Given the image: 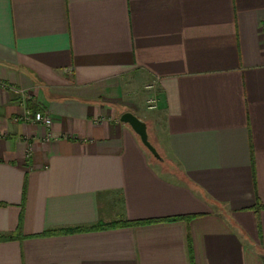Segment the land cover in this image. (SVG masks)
Masks as SVG:
<instances>
[{"label": "crops", "instance_id": "0c3cea01", "mask_svg": "<svg viewBox=\"0 0 264 264\" xmlns=\"http://www.w3.org/2000/svg\"><path fill=\"white\" fill-rule=\"evenodd\" d=\"M259 205L264 0H0V264H264Z\"/></svg>", "mask_w": 264, "mask_h": 264}, {"label": "water", "instance_id": "95a60500", "mask_svg": "<svg viewBox=\"0 0 264 264\" xmlns=\"http://www.w3.org/2000/svg\"><path fill=\"white\" fill-rule=\"evenodd\" d=\"M121 122L129 125L132 128V130L139 136L143 146L151 153V155L156 160L160 162L165 161L157 148L151 143L149 138L148 126L145 121L131 112H126L121 116Z\"/></svg>", "mask_w": 264, "mask_h": 264}, {"label": "built area", "instance_id": "2783aa9c", "mask_svg": "<svg viewBox=\"0 0 264 264\" xmlns=\"http://www.w3.org/2000/svg\"><path fill=\"white\" fill-rule=\"evenodd\" d=\"M13 91L16 92V93H20L23 97H25V93L23 91L22 92H20V91L18 92V91H15V90H13ZM156 107H157V101H156V99H151L148 102V108L149 109H153V108L155 109ZM28 114L29 113H27L26 116H25L27 119H29ZM35 122L36 123H40V124L44 125L47 128H50L52 126V119H51V117L46 116L43 113H37L35 115Z\"/></svg>", "mask_w": 264, "mask_h": 264}, {"label": "trees", "instance_id": "16d2710c", "mask_svg": "<svg viewBox=\"0 0 264 264\" xmlns=\"http://www.w3.org/2000/svg\"><path fill=\"white\" fill-rule=\"evenodd\" d=\"M262 209H264V206L263 205H259L258 207H257V213L260 211V210H262ZM153 222H160V221H153ZM3 239H5V238H3Z\"/></svg>", "mask_w": 264, "mask_h": 264}, {"label": "rangeland", "instance_id": "374dc122", "mask_svg": "<svg viewBox=\"0 0 264 264\" xmlns=\"http://www.w3.org/2000/svg\"><path fill=\"white\" fill-rule=\"evenodd\" d=\"M9 89H10L12 92H13V90H15V91H18V92H19V90H17V89H12V88H9ZM17 94L20 96V94H19V93H17ZM152 157H153V156H152ZM167 161H168V160H167ZM166 164H167V165H170V166L172 165V163H171V162H169V161H168V162H166Z\"/></svg>", "mask_w": 264, "mask_h": 264}]
</instances>
